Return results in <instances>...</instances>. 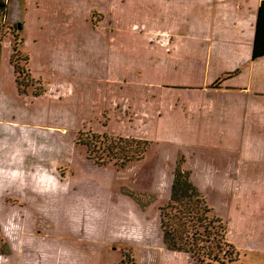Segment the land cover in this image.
Returning <instances> with one entry per match:
<instances>
[{"label": "rangeland", "instance_id": "374dc122", "mask_svg": "<svg viewBox=\"0 0 264 264\" xmlns=\"http://www.w3.org/2000/svg\"><path fill=\"white\" fill-rule=\"evenodd\" d=\"M0 1L6 3L0 16V81L8 90L5 102L0 95V264L15 259L9 240L16 249L30 243L33 253L65 251L61 264H195L185 252L169 249L160 229L159 207L169 198L178 155L173 159V153L151 143L141 160L118 169L111 162L96 164L76 141L80 131L81 137L89 132L147 136L192 153L194 147H184L174 130L148 120L150 106L159 105L158 71L169 77L171 66L159 65L152 50L140 55L129 49L126 56L113 58L110 32L81 29L65 39V48L33 42L35 12H62L66 2L81 10L75 0ZM14 24L25 39L21 54L29 58L24 66L45 88L42 95H32L34 86L17 94L16 81L9 79ZM128 58L133 63L121 64ZM17 62L21 68L23 61ZM176 67L182 73L191 65ZM123 187L152 193L156 200L142 209L121 192ZM247 207L248 216L258 214L250 203ZM237 210L231 228L213 209L228 227L227 241L239 252L236 261L224 264H264V240L251 239L246 225L238 226ZM10 212L18 226L15 234L1 228ZM54 260L59 257L53 258L57 264Z\"/></svg>", "mask_w": 264, "mask_h": 264}, {"label": "crops", "instance_id": "0c3cea01", "mask_svg": "<svg viewBox=\"0 0 264 264\" xmlns=\"http://www.w3.org/2000/svg\"><path fill=\"white\" fill-rule=\"evenodd\" d=\"M75 1L81 10L66 2L62 12H35L33 42L65 48V39L86 29L110 32L113 58L126 56L129 49L140 55L157 52L158 64L171 66L170 76L158 71L159 105L150 106L148 120L174 130L177 139L184 140L181 144L194 151L186 154L179 144L149 140L173 153V159L179 152L185 156L192 181L231 228L230 218L238 208V226L246 225L251 239L264 240V83L258 85L264 76V55L251 58L261 0ZM129 59L121 64L133 63ZM180 65H191L189 72L181 73L176 67ZM9 66V79L15 82L14 68ZM2 81L0 95L5 102L8 90ZM248 203L258 210L254 217L247 214ZM11 217L10 212L1 228L15 234L18 226ZM9 241L15 259L6 263L7 258L5 264H54L55 256L57 264L65 262V251L44 248L33 253L27 247L30 243L16 249Z\"/></svg>", "mask_w": 264, "mask_h": 264}, {"label": "trees", "instance_id": "16d2710c", "mask_svg": "<svg viewBox=\"0 0 264 264\" xmlns=\"http://www.w3.org/2000/svg\"><path fill=\"white\" fill-rule=\"evenodd\" d=\"M5 10V1H0V16H4ZM17 29H19L18 25L16 27L14 25L15 42L11 45L13 52L10 62L13 64L15 73L20 69L21 73L25 74L22 76V78L25 76L24 79L16 76L18 92L26 93L27 86L35 85L32 95H42L46 91L45 88L37 86L38 80L32 77L29 69L24 66L28 63L29 57L27 54H21L23 39L18 37ZM263 55L264 0H261L257 9L251 58L254 60ZM17 60L23 61L21 68ZM82 133L79 132L76 141L86 147L87 157L99 165L111 162L118 169L141 160L152 143L149 139L137 136L89 132L81 137ZM190 175L191 171L185 167V156L179 152L169 198L159 207L160 229L164 244L171 250L185 252L195 264H224L226 261H236L239 252L226 239L228 231L226 223L213 212ZM121 192L135 200L142 209L156 200V196L152 193L128 187L121 188ZM145 196L148 197L146 200Z\"/></svg>", "mask_w": 264, "mask_h": 264}, {"label": "flooded vegetation", "instance_id": "af4514ba", "mask_svg": "<svg viewBox=\"0 0 264 264\" xmlns=\"http://www.w3.org/2000/svg\"><path fill=\"white\" fill-rule=\"evenodd\" d=\"M15 25V24H14ZM14 25H12L13 27H14ZM17 26V24L15 25V27ZM13 65V64H12ZM14 68V67H13ZM18 72H19V74H18ZM20 73H21V70L19 69L16 73H15V75L16 76H18L19 78H20ZM15 79H16V77H15ZM16 81V80H15ZM30 86H32L33 87V85H30ZM35 86V85H34ZM34 88V87H33ZM32 92H33V90H32ZM31 92V93H32Z\"/></svg>", "mask_w": 264, "mask_h": 264}]
</instances>
